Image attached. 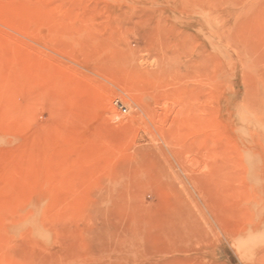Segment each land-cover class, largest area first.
<instances>
[{"label": "rangeland", "instance_id": "obj_1", "mask_svg": "<svg viewBox=\"0 0 264 264\" xmlns=\"http://www.w3.org/2000/svg\"><path fill=\"white\" fill-rule=\"evenodd\" d=\"M0 264H264V0H0Z\"/></svg>", "mask_w": 264, "mask_h": 264}, {"label": "built area", "instance_id": "obj_2", "mask_svg": "<svg viewBox=\"0 0 264 264\" xmlns=\"http://www.w3.org/2000/svg\"><path fill=\"white\" fill-rule=\"evenodd\" d=\"M122 112H126L127 111V108L126 107H123L121 108Z\"/></svg>", "mask_w": 264, "mask_h": 264}]
</instances>
